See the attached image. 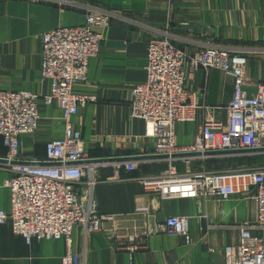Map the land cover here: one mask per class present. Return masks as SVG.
Here are the masks:
<instances>
[{
  "label": "crops",
  "instance_id": "obj_1",
  "mask_svg": "<svg viewBox=\"0 0 264 264\" xmlns=\"http://www.w3.org/2000/svg\"><path fill=\"white\" fill-rule=\"evenodd\" d=\"M92 9L112 14L111 26L89 63L87 82L73 92L98 101L79 108L72 122L93 160L138 162V169H123L122 180L114 182L108 181L111 166L97 172V210L115 218L87 236L76 226L71 250L80 255L81 264H226V247L239 242L234 226L255 217L254 203L240 195L222 202L144 194L142 178L167 168L168 161L152 157L155 141L147 136L145 122L132 117L130 103L133 89L147 79L148 44L160 35H168L189 54L207 46L242 50L247 77L264 83V0H0V88L50 95L51 81L42 76L41 38L58 28L83 25ZM187 89L200 105L213 109L212 118L226 121L225 108L234 92L230 75L218 70L191 73ZM205 118L206 110L200 109L196 121L177 124V146H192ZM65 129L57 105H42L36 132L19 137L22 162L45 163L46 144L63 139ZM6 155L0 138V158ZM178 166L187 170L181 162ZM11 177L9 169L0 168V209L6 212L11 192L5 183ZM139 205L150 207L151 214H136ZM170 216L190 218L191 243L154 231ZM135 232L140 236L133 244L128 237ZM134 245L138 249L132 251ZM67 250L64 239L29 245L13 233L9 221L0 224V264H61Z\"/></svg>",
  "mask_w": 264,
  "mask_h": 264
},
{
  "label": "built area",
  "instance_id": "obj_2",
  "mask_svg": "<svg viewBox=\"0 0 264 264\" xmlns=\"http://www.w3.org/2000/svg\"><path fill=\"white\" fill-rule=\"evenodd\" d=\"M111 19L112 14L92 9L83 25L58 28L42 36V76L51 81L50 95L41 97L0 88V138L7 150L0 168L12 174L5 183L11 192V209H0V224L9 221L13 233L29 245L41 240H66L68 250L61 264H81L80 255L71 250L76 226L87 236L101 231L106 222L115 218L97 210V172L111 166L113 176L108 181L114 182L122 180L123 169H138V162L93 160L72 122L79 108L98 101L73 90L87 82L89 63L98 56L103 32ZM162 36L154 37L148 45L147 80L133 89L130 103L132 117L145 122L147 136L155 141L153 155L168 161L167 168L142 178L144 194L162 200L204 197L222 202L240 195L254 203L255 217L234 226L239 242L226 247L225 258L226 264H264V166L216 172L178 168L180 162L264 158V83L247 77L248 59L242 50L207 46L189 54L168 35ZM212 69L234 80L233 98L225 108L226 121L212 118L213 109L200 105L187 89L189 74ZM54 104L66 123L64 138L46 144L45 163L22 162L19 137L35 133L40 107ZM200 109L206 110V118L194 144L188 148L177 146L176 125L196 121ZM135 213L150 215L151 208L139 205ZM189 224L188 217L170 216L154 231L183 236L189 244ZM139 236L135 232L128 238L135 244Z\"/></svg>",
  "mask_w": 264,
  "mask_h": 264
},
{
  "label": "rangeland",
  "instance_id": "obj_3",
  "mask_svg": "<svg viewBox=\"0 0 264 264\" xmlns=\"http://www.w3.org/2000/svg\"><path fill=\"white\" fill-rule=\"evenodd\" d=\"M110 26H111V22L109 23V26L107 28H109ZM155 37H163V36L160 35V36H155ZM152 39L150 40V42L152 41ZM147 55H148V50H147ZM146 128H147V125H146ZM154 156L156 158V155ZM194 162H198V161H194ZM184 166H187V169H190V171H193V172H198L202 168L208 172H212V171L216 172V171H223V170H235V169L250 168V167H261V166H264V158L255 157V156L254 157L224 158V159H217V160L198 162V163L191 162V163L184 164Z\"/></svg>",
  "mask_w": 264,
  "mask_h": 264
},
{
  "label": "water",
  "instance_id": "obj_4",
  "mask_svg": "<svg viewBox=\"0 0 264 264\" xmlns=\"http://www.w3.org/2000/svg\"><path fill=\"white\" fill-rule=\"evenodd\" d=\"M184 155H185V156H190V155H192V154H184ZM152 157H155V156H152ZM156 157H158V156H156ZM0 161H5V160L0 158ZM104 161H106V160H104Z\"/></svg>",
  "mask_w": 264,
  "mask_h": 264
}]
</instances>
